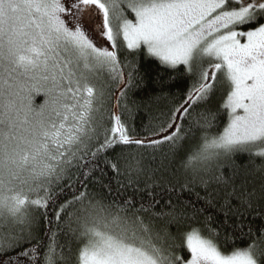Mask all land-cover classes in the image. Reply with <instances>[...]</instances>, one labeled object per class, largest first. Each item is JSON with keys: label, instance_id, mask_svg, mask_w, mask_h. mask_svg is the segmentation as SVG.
<instances>
[{"label": "snow or ice", "instance_id": "obj_1", "mask_svg": "<svg viewBox=\"0 0 264 264\" xmlns=\"http://www.w3.org/2000/svg\"><path fill=\"white\" fill-rule=\"evenodd\" d=\"M141 57L191 81L147 136ZM160 169L185 179L156 212L133 185ZM0 233V264H264V0H0Z\"/></svg>", "mask_w": 264, "mask_h": 264}, {"label": "trees", "instance_id": "obj_2", "mask_svg": "<svg viewBox=\"0 0 264 264\" xmlns=\"http://www.w3.org/2000/svg\"><path fill=\"white\" fill-rule=\"evenodd\" d=\"M129 59H133V57H129ZM140 70L142 72L147 71L146 76V86L142 87L139 90H135L130 94V98L128 100L129 108L132 109V117L129 118L127 114L123 117L127 122L130 128H135V134L140 136H147L149 134L146 131V126L150 128L151 125L158 123L164 117L162 114L167 113L168 110L174 107L176 104L182 102L183 93L187 91L188 86L191 81L186 80L182 75L178 73H164V69L160 68L155 62L146 60L144 58H139ZM164 73L165 79L168 78L169 75L175 77L172 81L171 87L166 88L164 91L168 93L167 96H161L159 99L155 97L160 92L159 89L155 88L152 84V79L156 76V73ZM223 75L221 74L220 84L223 85ZM114 87V85L112 86ZM224 87H221L217 94L213 97L211 104L213 106V110L219 108V106L223 103V96L225 95ZM105 99L107 100V93L105 95ZM135 101V103H133ZM43 102V96H40L36 99V104H40ZM114 101L107 100L106 107L111 108ZM124 101H121L123 105ZM227 113H223L222 121L226 122ZM223 124L221 125V127ZM120 151V149H117ZM127 151H138L139 153H143L146 160H151L152 150L148 148L136 149L133 146L132 149H128ZM109 155H112L111 153ZM236 165H247L248 164V156L246 154H238L234 158ZM160 162V153H156V162L152 164V168H157V165ZM257 163L260 161L257 160ZM166 163V162H165ZM176 167V166H174ZM106 171H108L106 169ZM99 175V173H97ZM122 179H124L122 177ZM184 175L179 171L168 170H157L154 173L148 172L144 176L140 178L138 184L133 185V187H138L141 189L140 192L136 193V199L139 202L141 199L144 200L145 203H148L152 200V196H154L159 204L156 206L154 211L159 212L162 208L166 209V204L169 198L172 199L173 203L176 202V193L169 192V189L175 186L179 189V186L184 182ZM126 183V180L124 181ZM257 183H259V179H257ZM92 190L99 192V186L93 185ZM196 192H199L201 196L205 195V193L197 188L191 194L185 192L182 196L184 200H191L197 203L198 206L203 205V201H196ZM149 193H152V196H149ZM128 194L131 195V189L128 190ZM138 206V205H137ZM34 212V210H33ZM150 214H145V219H148ZM217 218L219 220L223 219V213L218 212ZM166 220L164 218L155 220L154 223L157 228H163ZM256 223H260V221H256ZM170 231L176 234L177 239L176 243H181L180 232L177 231L175 226L170 228ZM3 235V233H0ZM64 241V238L61 237V242ZM73 252L71 253L72 259H70L69 264H75V253H76V244H73ZM68 254V253H66ZM178 254H184L183 252Z\"/></svg>", "mask_w": 264, "mask_h": 264}]
</instances>
